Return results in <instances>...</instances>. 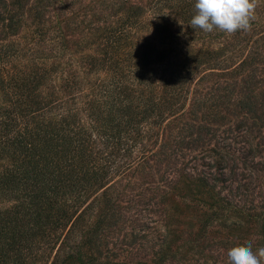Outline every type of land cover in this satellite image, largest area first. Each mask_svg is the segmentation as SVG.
Returning <instances> with one entry per match:
<instances>
[{"label": "rangeland", "instance_id": "374dc122", "mask_svg": "<svg viewBox=\"0 0 264 264\" xmlns=\"http://www.w3.org/2000/svg\"><path fill=\"white\" fill-rule=\"evenodd\" d=\"M111 1L56 0L52 4H66L61 17L74 13L80 24L73 31L75 44L60 50L51 83L58 85V75L62 77L68 68L75 69L82 82L96 77L86 64L87 55L96 50L92 14L107 12ZM34 2L26 0L22 7H13L14 28L0 26V54L8 48L19 64L29 65L36 56L33 62H43L42 66L48 50L43 37L49 24L33 17ZM55 14L52 9L47 12L50 18ZM107 14L106 22L113 24L119 12ZM163 19H167L166 30L159 35L157 25ZM163 19L152 18L146 8L137 17L141 27L135 40L145 47L148 67L157 74L159 68L189 66L192 54L202 60L205 49L216 50V59L191 70L183 85L185 95L172 108L174 114L164 111L154 123H141L144 160L114 172L123 160L116 158L102 182L80 197L74 222L55 231V240L48 241L45 233L37 237L24 264H227V250L238 243L251 242L254 251L264 247V0H259L247 32L230 35L201 29L195 33L171 15ZM158 76L150 80L164 99L176 83ZM246 97L249 109L241 103ZM193 98L204 101V114L203 110L197 113L194 105L187 108ZM8 100L0 86V117ZM202 115L204 133L196 126ZM186 121L192 123L190 138L196 140L189 145L186 139L179 140L187 134L181 128ZM201 176L206 185L197 184ZM96 221L100 240L97 246L85 245L91 238L85 236Z\"/></svg>", "mask_w": 264, "mask_h": 264}, {"label": "trees", "instance_id": "16d2710c", "mask_svg": "<svg viewBox=\"0 0 264 264\" xmlns=\"http://www.w3.org/2000/svg\"><path fill=\"white\" fill-rule=\"evenodd\" d=\"M0 1V26L12 29L17 24L13 7H22L26 0ZM55 1L35 0L32 7L33 17L49 24L43 37L48 48L43 55L45 64L33 62L36 56L29 65L19 64L8 48L0 54V86L9 99L0 117V159L4 161L0 163V264H24L34 241L44 233L48 241L55 240V231L78 217L75 208L80 197L99 185L118 159L123 158L114 172L142 162L141 123H154L164 111L174 114L175 105L185 95L183 85L191 70L216 59V50L205 49L202 60L192 54L189 66L159 68L157 74L155 68L148 67L145 47L135 40L141 27L137 17L146 8L152 18L162 20L171 15L188 30L199 33L201 29L190 23L195 0H112L107 12H119L115 23L106 22V11L92 14L96 50L87 55L86 64L96 77L92 82H82L77 71L68 68L62 77L58 75L59 84H53L51 77L59 67L60 50L75 44L72 35L80 24L74 13L61 17L66 4L52 7ZM49 9L56 13L51 18ZM164 20L157 25L159 35L166 30ZM154 75L168 81L173 78L176 83L164 99L153 88L150 79ZM242 101L249 109L247 97ZM193 105L197 113L203 110L204 114L202 99L193 98L187 108ZM187 112L194 114L193 109ZM203 120L202 115L196 126L204 133ZM191 126L186 121L181 127L187 134L179 140L186 139L187 145L196 141L190 138ZM145 136L146 142L150 136ZM197 179V184H207L203 176ZM2 202L7 205L3 207ZM98 223L87 232L85 237L91 238L85 245L97 246L101 234Z\"/></svg>", "mask_w": 264, "mask_h": 264}, {"label": "clouds", "instance_id": "9594fccd", "mask_svg": "<svg viewBox=\"0 0 264 264\" xmlns=\"http://www.w3.org/2000/svg\"><path fill=\"white\" fill-rule=\"evenodd\" d=\"M259 0H195V15L190 23L193 28L212 32L214 29L227 34L251 29ZM227 264H264V247L253 250L251 242L236 244L227 250Z\"/></svg>", "mask_w": 264, "mask_h": 264}]
</instances>
